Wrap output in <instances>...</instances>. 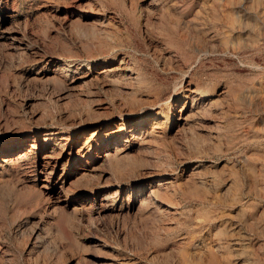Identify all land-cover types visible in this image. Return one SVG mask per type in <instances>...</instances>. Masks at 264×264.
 Wrapping results in <instances>:
<instances>
[{"label":"rangeland","instance_id":"1","mask_svg":"<svg viewBox=\"0 0 264 264\" xmlns=\"http://www.w3.org/2000/svg\"><path fill=\"white\" fill-rule=\"evenodd\" d=\"M68 58L90 63L81 87L54 72ZM149 100L165 122L121 171L81 179L65 156L49 174L36 141L26 164L0 161V264H180L191 244L196 263L264 264V0H0V130L97 126ZM148 170L176 178L185 224L150 207ZM92 184L117 203L70 202Z\"/></svg>","mask_w":264,"mask_h":264},{"label":"bare ground","instance_id":"2","mask_svg":"<svg viewBox=\"0 0 264 264\" xmlns=\"http://www.w3.org/2000/svg\"><path fill=\"white\" fill-rule=\"evenodd\" d=\"M120 64H124V61L120 60ZM87 69H90L89 62H79L76 59L68 58L65 62L59 63L54 72L58 74L57 78L62 82H66L69 76L73 75L71 83L76 87H81L83 83H85V79L91 75ZM127 70L130 75H138L135 69ZM130 79L135 78L130 76ZM132 85L135 87L139 86L137 83H132ZM146 104L147 105L143 107H137L126 111L120 118L99 122L97 126L90 124L89 120L91 118L86 117L83 119L79 118V120H75L74 122L70 123L67 126L68 131H61L56 126H45L42 122H40V116H38L36 125L31 128L10 131L0 130V139L7 142V146L11 148L9 152H6L4 158L0 160L1 165L15 166L25 163L28 159L29 151L25 145L30 141H36L37 144H31V146L35 148L38 147L40 150H42L41 152H43V155L42 160H40V164L49 174L54 173L57 170L62 161V157L64 158L65 156H69L68 162L73 163V165L76 167L75 172L80 174L79 177L81 179L96 174L97 171L107 175L106 166L112 167L115 171H121L123 169L124 160L129 149L135 144L139 143V141L136 139H138L140 136L141 142L149 144L153 141V134L159 131L158 129L162 128L165 122L161 117L155 116L157 112L156 109L159 107L157 101L149 100L146 102ZM170 108L171 107L169 106V111ZM116 122L121 125L120 129H116ZM148 122L153 125L149 131L148 138L145 139L143 138V135L147 132V130H145V126ZM75 130H77L76 133ZM94 147L97 148L96 152L93 154L92 151ZM162 173H157L154 170L146 171V177L151 180L150 182L152 184V189L147 194L150 201V207L155 212L163 216L165 215L169 225L176 226L185 224L188 220L183 218L184 211L181 208L182 198L180 194V188L176 184V178L165 177L162 175ZM102 177L103 176H101V178ZM98 186L99 185L93 184L85 185V187L81 188L80 190L74 191L70 202L75 203L79 202V200L85 201L87 200L85 193L92 192L93 202L98 201L97 203L102 207L109 205L112 206L114 202L117 203L118 200H115L116 198H113L112 196V202L108 204L106 202L107 199L105 198V194L98 193ZM140 189L141 188H138V190ZM60 190H63V188ZM123 205L124 202L121 201L119 210L123 208ZM73 209L80 210L83 214L88 216V221H93L92 215L94 212L92 213L91 206L86 204V202H82L79 205L74 206ZM98 218L95 219L98 220ZM97 244L100 247H105L108 245L107 242L101 238L97 240ZM155 245L162 248L166 247L164 243H155ZM191 245L183 246V250L185 252L181 255L183 257V261L179 262L180 264H200L194 262L191 257L192 255L189 251ZM117 257L121 260L119 264H139L138 256L132 253L120 254ZM92 258L97 262L102 260L107 261L104 254L102 255V253L93 254ZM99 264L110 263L100 262Z\"/></svg>","mask_w":264,"mask_h":264}]
</instances>
